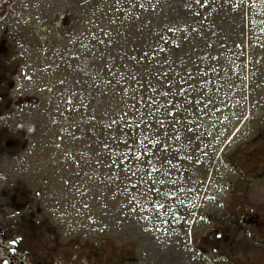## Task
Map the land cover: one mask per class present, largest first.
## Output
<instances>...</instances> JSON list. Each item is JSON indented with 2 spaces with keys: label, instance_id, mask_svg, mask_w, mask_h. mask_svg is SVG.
I'll return each instance as SVG.
<instances>
[{
  "label": "rangeland",
  "instance_id": "rangeland-1",
  "mask_svg": "<svg viewBox=\"0 0 264 264\" xmlns=\"http://www.w3.org/2000/svg\"><path fill=\"white\" fill-rule=\"evenodd\" d=\"M81 1L0 0V127L8 133L4 141L0 135V154L3 142L20 140V147L0 156V264H233L237 254H243L240 264H264V234L242 223L245 212L264 214L259 121L238 124L237 138L224 153L225 144L219 146L209 169L202 158L213 157L211 148L196 151L198 160L183 179L194 186L184 184L190 194L199 187L205 194L197 214L183 221L168 215L170 223L153 216L152 204L162 210L171 202L173 210L184 194L167 190V150L149 158L151 169L164 170L162 191L138 199L134 189L106 207L97 184L99 159L80 146L88 124L115 119V99L127 75H144L136 64L149 69L152 46H160L155 30H161L163 0L118 16L104 37L89 35ZM123 56H134L131 71ZM26 98L30 103L20 107ZM34 99L38 103L31 105ZM210 135L205 143H219ZM248 143L257 146L245 156ZM83 153L89 165L82 168ZM229 224L237 236L231 253L212 256L209 230L217 225L225 232ZM11 241L18 243V256L9 250Z\"/></svg>",
  "mask_w": 264,
  "mask_h": 264
},
{
  "label": "trees",
  "instance_id": "trees-1",
  "mask_svg": "<svg viewBox=\"0 0 264 264\" xmlns=\"http://www.w3.org/2000/svg\"><path fill=\"white\" fill-rule=\"evenodd\" d=\"M148 1L82 0L83 25L90 36L104 37L118 16H131ZM161 14V30H155L160 46H152L149 69L136 64L144 75H127L115 99V119L88 124L80 148L99 159L97 184L106 207L134 189L138 199L162 191V173L169 169L167 190L184 194L173 210L170 202L162 210L152 204L151 211L170 223L168 215L183 221L197 214L196 203L205 195L201 187L193 195L184 187H194L183 175L198 160L196 151L211 148L213 157H201L209 169L219 146L225 144L224 153L237 138L238 124L249 116L264 125V0H163ZM133 57L123 56L126 70L133 69ZM208 135L219 143H205ZM166 150L164 170L151 169L149 158ZM82 158L83 168L89 163L84 153Z\"/></svg>",
  "mask_w": 264,
  "mask_h": 264
},
{
  "label": "flooded vegetation",
  "instance_id": "flooded-vegetation-1",
  "mask_svg": "<svg viewBox=\"0 0 264 264\" xmlns=\"http://www.w3.org/2000/svg\"><path fill=\"white\" fill-rule=\"evenodd\" d=\"M20 107H22V106H20ZM0 131H1L0 135H1L2 141H4V138L8 135V133L6 130H4V126L0 127ZM1 147L3 148V153H1L0 156H5V155H7V152H9V150L16 148V147H20V140H16V141L11 142V145L9 144L8 141L3 142ZM254 152H255L254 150H251L247 153L250 155ZM260 158H262V157H258V159H260ZM243 213H244V210L242 211L241 215H243ZM228 221L226 222L225 227L228 226L227 225ZM242 223H244V224L247 223V224H249V226L251 228L257 229L258 234H264V214H262V215L257 214L256 217H254L253 214H248L247 212H245L243 217H242ZM221 228H224V227L214 225L213 227H211V229L208 232V239L210 242H213L212 245L214 246L211 249L212 256H218L219 254H224V253H231L229 250L230 245L233 242V240L237 238L236 227L234 224H229V228L225 232H223L221 230ZM9 250H11V248H9ZM208 252H210V251H208ZM13 253L16 254V256L19 255V253H17V252H13ZM242 256H243V254H241V255L237 254L235 259L232 258L233 264H240L239 261H237V258L239 260V258H241ZM8 263H10V262H8Z\"/></svg>",
  "mask_w": 264,
  "mask_h": 264
},
{
  "label": "water",
  "instance_id": "water-1",
  "mask_svg": "<svg viewBox=\"0 0 264 264\" xmlns=\"http://www.w3.org/2000/svg\"><path fill=\"white\" fill-rule=\"evenodd\" d=\"M27 101H28V100H27ZM12 245H16V243L13 242Z\"/></svg>",
  "mask_w": 264,
  "mask_h": 264
}]
</instances>
